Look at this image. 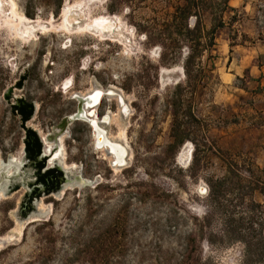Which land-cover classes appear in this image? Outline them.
I'll return each mask as SVG.
<instances>
[{
  "label": "rangeland",
  "instance_id": "1",
  "mask_svg": "<svg viewBox=\"0 0 264 264\" xmlns=\"http://www.w3.org/2000/svg\"><path fill=\"white\" fill-rule=\"evenodd\" d=\"M182 2L0 0V160L22 163L9 182L0 177L8 191L0 237L15 236L0 264H264V0L229 2L214 72L186 97L206 134L172 150L167 103L184 81L187 53L165 26ZM65 9L83 12L80 25L113 18L115 32L54 34ZM203 23L211 28L210 12ZM93 90L104 92L97 114L108 137L126 146L125 166L96 148L88 122L63 125L77 113L76 96ZM19 101L34 107L26 124L14 111ZM27 129L44 150L63 134V151L46 145L47 154L60 155L82 184L42 194L44 217L35 220L21 211L30 191L22 179L31 189L36 176Z\"/></svg>",
  "mask_w": 264,
  "mask_h": 264
},
{
  "label": "trees",
  "instance_id": "2",
  "mask_svg": "<svg viewBox=\"0 0 264 264\" xmlns=\"http://www.w3.org/2000/svg\"><path fill=\"white\" fill-rule=\"evenodd\" d=\"M182 4L175 8L172 22L165 27L169 38L177 37L180 53L186 51V55H180L184 81L175 85L174 91L168 101L169 114L172 119L170 136L172 144L170 149H179L186 142L192 141L199 134H206L203 122L195 114L194 108L187 103L186 97L189 92L192 98L200 89L207 86L213 72L215 59L213 56L216 47V34L226 27L223 14L229 8L231 0H182ZM210 12L212 26L207 29L203 23V13ZM30 16V14H28ZM194 20V24L191 21ZM233 47V45H231ZM205 59L208 65H205ZM209 63H211L209 65ZM163 64L167 63L163 60ZM174 64V63H172ZM19 106H14V111L21 117L23 124L29 122L34 114L31 103L19 101ZM43 151V144L37 133L31 129L26 131L25 152L29 162H35L39 173V181L46 184V179L62 177V173L56 169H49L41 174L46 168V160L37 162Z\"/></svg>",
  "mask_w": 264,
  "mask_h": 264
},
{
  "label": "bare ground",
  "instance_id": "3",
  "mask_svg": "<svg viewBox=\"0 0 264 264\" xmlns=\"http://www.w3.org/2000/svg\"><path fill=\"white\" fill-rule=\"evenodd\" d=\"M12 14L16 19H18V21H22L23 17L20 16L15 10L12 11ZM63 15H64L63 23L58 28L52 27V30L55 31L54 34L55 33L61 34V35H63V34L64 35H69V34L75 35V34H77L80 36V35H84L87 33L91 36H94V37L97 36V37H100L101 39H104L106 37H111L115 32L116 20L113 18H110V17H101V18H98L96 20L89 22L86 25H80V22L85 18L84 14L81 10H79V9L78 10L65 9L63 12ZM75 25H77V26L74 27ZM48 33H50V32L46 31V29L43 28L42 35H47ZM21 42L24 45L28 44V42L23 41V40ZM65 86H69V83H67ZM82 110H81V112H82ZM81 112L78 114L76 113L77 115L76 114L72 115L73 120L77 119V121H79L80 120L79 115L81 114ZM72 121H70V122H72ZM105 133H107V131ZM94 134L97 135V133L95 131H94ZM107 140L111 141L110 147L117 144L116 146H119L120 148H122V146L118 142H114L111 139H109L108 135H107ZM56 146H57V143H56ZM105 146H107V145H103L100 148H103ZM123 149L125 150V148H123ZM116 158L119 159L118 156H116ZM53 159H54V163L58 162L56 156H54ZM123 160H125V158H122V161ZM51 163H53V161ZM58 163L62 167L64 166L63 168L64 169L66 168L65 170L71 171L69 168L67 169V166L64 164L63 159H59ZM20 166H21V163L18 162V160H16V159L9 160L8 164H5L3 161L0 160V177L2 176V174L4 172L6 173L7 177H11L12 175L17 174L20 171ZM6 178H4V179H6ZM76 184L77 183H74V182L71 185L67 184L64 186L62 191L66 190L68 188H74V187H76L75 186ZM0 187H1V182H0ZM5 189L3 186L0 188V201L5 198V195L7 196L8 191ZM38 209H39L38 213L37 214L34 213L29 218V220H35V219H38V218L40 219V218L44 217V213H43L44 210H43L41 204L38 206ZM23 227H24V224L18 222V226L15 229V231L18 233V235L22 234ZM14 237L15 236L13 233L11 235H7L5 237H0V250H2V247L4 246V244L7 241H10V240L12 241L14 239Z\"/></svg>",
  "mask_w": 264,
  "mask_h": 264
},
{
  "label": "flooded vegetation",
  "instance_id": "4",
  "mask_svg": "<svg viewBox=\"0 0 264 264\" xmlns=\"http://www.w3.org/2000/svg\"><path fill=\"white\" fill-rule=\"evenodd\" d=\"M66 87H68V86H66ZM103 95H104V92L103 91H101V90H93V92L91 94H89L88 96H78V97L86 98L85 99V106L86 107L84 106L81 114L79 115V118H80L79 121L86 122L89 118L92 119V120H96V121L98 120L101 129H105V127L102 126L101 123H100V119H99L98 114H97L98 112L96 110L98 108V106H99V103H100ZM108 95L109 96H112L113 95V92L110 91ZM19 105H20V102H19ZM124 112H126V109H125ZM72 120H73V117H72ZM110 121H111V119H110L109 115H107L106 117L103 118V121L102 122H104V124L108 125V123ZM107 135H108V133H107ZM109 139H111V138H109ZM120 139H124L123 138V135L120 137ZM62 140L63 139H60L59 140V143H58V146H57V149L60 150V152H62L63 149H64V146H63L64 144H63V141ZM112 141H114V140H112ZM43 142H44V140H43ZM114 142H116V141H114ZM44 143H45V153H47L46 145H48L49 143L46 140H45ZM48 146L49 147H47V149L49 148V150H50V148H52L53 146H56V143L54 145H48ZM123 146H125V145L123 144ZM101 149L102 150H105L109 155H111V156L114 157L115 164L117 163V165H118V164H123L124 163V160L122 161V158H125V156H126V150H124L123 148H120L119 146L114 145L112 147L105 146L103 148H98V150H101ZM54 156H56V155H54ZM116 156H118L119 159H117ZM59 159H63V158H61V156L59 155V158L57 159L58 162H59ZM52 161H53V163H51ZM7 162H5V163H7ZM18 162L21 163L20 160ZM37 162H41V161L38 159ZM30 163L35 168L36 176H35V183L32 184L30 191L27 193L26 201L22 204L21 211L25 215L32 211L33 204L35 203V201L38 198H40V196L42 194H51L52 192L57 191L59 189L61 183H62V177H58V178H55V179H50V178L49 179H46V184L40 182L39 181L38 169L36 168V165L37 164L35 162H30ZM49 165L50 166H53L54 165V159H52L49 162ZM21 168H22V163H21V166H20V171H21ZM49 169L50 168H48V165H46V168L43 169L44 171L41 172V174H44ZM3 174L6 175V173H3ZM3 174L1 176V178L3 177ZM6 177L7 176H4L3 179L6 178ZM6 181L9 182V178L8 177L6 178ZM4 184H7V182L6 183H1V187L2 186H5ZM40 186H43L44 189L42 190L40 188ZM39 205L40 204H37V208H38Z\"/></svg>",
  "mask_w": 264,
  "mask_h": 264
},
{
  "label": "water",
  "instance_id": "5",
  "mask_svg": "<svg viewBox=\"0 0 264 264\" xmlns=\"http://www.w3.org/2000/svg\"><path fill=\"white\" fill-rule=\"evenodd\" d=\"M6 100H9V94L6 95L5 97ZM76 99L78 101V109H77V114L81 112V110L84 108L85 106V99L86 98H83V97H78L76 96ZM121 102H122V99H120ZM123 103V102H122ZM19 105V102L16 103L15 106H18ZM86 107V106H85ZM76 114V115H77ZM72 121V116L68 119L65 120L64 124L65 126H67V122H70ZM77 121V119H74L72 122H75ZM86 122H88L94 129V131L97 133V135H94L95 136V146L96 148H100L101 146L103 145H107L110 147V144H111V141L107 140V133L106 132V129H101L99 126V122L98 120H92V119H88ZM99 125V126H98ZM64 126V127H65ZM63 136V134H60L59 136H57L54 140H55V143H57V146H58V143H59V140L60 138ZM55 136H50V140H52ZM120 144V143H119ZM117 145V144H116ZM122 146V148H125L126 150V156H125V160H124V163L123 164H118L119 166H125L127 164V156H128V152H127V148L125 146H123L122 144H120ZM57 146H55V149L53 150V153L56 151L57 149ZM110 153V152H109ZM55 154V153H54ZM54 158V155L52 156V154H47L45 153V150L43 149L42 151V154L41 156L39 157V160L40 161H43V160H46V165L49 164V162ZM50 169H56L58 170L59 172L62 173V183L58 189V191H56V194L59 195L62 191V189L64 188L65 185H71L73 182L74 183H77L75 186L76 187H81L82 184L80 183V181L78 180L79 178H77L75 175H74V172L73 170L71 171H67L65 170L58 162H55L53 166H51ZM5 174H3V177H4ZM22 182L25 183L26 185V188L27 190H30L28 185H27V182L22 179ZM40 188L43 190L44 187L43 186H40ZM37 204H38V201H36L34 204H33V209L32 211L29 213V215L26 217L25 220H28L32 214H37L38 213V208H37Z\"/></svg>",
  "mask_w": 264,
  "mask_h": 264
},
{
  "label": "crops",
  "instance_id": "6",
  "mask_svg": "<svg viewBox=\"0 0 264 264\" xmlns=\"http://www.w3.org/2000/svg\"><path fill=\"white\" fill-rule=\"evenodd\" d=\"M236 76H239V74H236Z\"/></svg>",
  "mask_w": 264,
  "mask_h": 264
}]
</instances>
